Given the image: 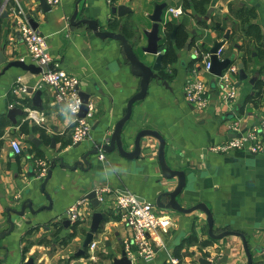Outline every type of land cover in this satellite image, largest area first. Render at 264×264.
<instances>
[{
	"label": "crops",
	"instance_id": "crops-1",
	"mask_svg": "<svg viewBox=\"0 0 264 264\" xmlns=\"http://www.w3.org/2000/svg\"><path fill=\"white\" fill-rule=\"evenodd\" d=\"M162 1L61 0L48 9L42 0H0V51L6 57L0 64V264H24L31 256L36 264H114L125 252V240H133L135 234L116 208L118 194L125 192L160 203L161 210L175 220L165 236L167 249H159L151 261L131 259L132 264H171L169 253L179 258V264H202V257L212 264H248L246 243L253 264H264V151L210 148L232 136V120L239 122L241 132H247L264 118V0H210L205 15L190 7L171 19L174 27L183 23L189 37L178 49L171 75L166 78L163 71L155 72L146 95L134 103L131 117L121 128L128 152L135 150L140 131L158 132L165 140L166 171L160 162L162 141L155 134L141 137L134 157L122 154L117 145L109 148L104 160L93 152L95 142L110 140L117 121L127 113L129 100L141 89V77L120 39L97 34L88 22L72 23L71 17L78 9L75 22L95 19L100 30L122 33L142 57L141 47L147 43L144 30L152 28L150 14ZM121 4L128 7L123 14L112 10ZM168 6H182V0H171ZM19 7L31 25L46 35L51 54L79 76L80 91L91 94L89 108L95 110V117L86 140L73 143V122L66 121L52 89L39 85L40 72L7 67L23 56V61L34 64L17 29ZM251 23L257 27L246 35L244 30ZM217 41L223 42V58L238 64L247 58V77L242 79L239 69L238 93L231 102L221 98L218 82L212 83L217 79L205 69L200 54ZM193 67L209 84L211 101L204 108L185 98ZM19 83L29 86V94L20 103ZM37 90L40 105L35 103ZM28 107L41 114L44 122L28 119ZM13 138L24 147L22 154L12 149ZM36 155L55 162L46 184L47 176H37ZM177 189L175 200L182 209L171 203ZM93 190L97 198L99 193L104 196L99 205L88 197ZM83 199L81 219L70 221L66 209ZM90 230L94 237L86 254H79ZM191 234L198 241L186 243ZM94 241L97 246L90 250Z\"/></svg>",
	"mask_w": 264,
	"mask_h": 264
},
{
	"label": "built area",
	"instance_id": "built-area-1",
	"mask_svg": "<svg viewBox=\"0 0 264 264\" xmlns=\"http://www.w3.org/2000/svg\"><path fill=\"white\" fill-rule=\"evenodd\" d=\"M61 0H47L50 5H57ZM112 0H109L111 2ZM184 13L182 6H168L163 14L161 22L162 32H166V26L175 16ZM16 25L18 32L27 46V52L34 64L40 67L41 80L39 85L49 86L54 94L55 102L66 106L80 100L79 111L75 114L73 122L72 141L77 143L86 140L92 129V123L95 117V110L90 109L84 114L81 113L83 99L80 91V78L76 74L65 69L60 60L55 58L49 51L46 35L40 33L31 25L26 11L19 7L16 12ZM224 46L222 45L216 52L221 59ZM205 58L204 67L210 72L212 66L210 50L200 52ZM25 60V57H21ZM239 65L237 61L231 63L225 68L220 76H215L219 85L221 98L226 102L235 100L238 93V86L235 82V76L238 75ZM192 77L185 85V98L188 102L197 108L207 107L211 101L209 93V84L200 75L197 67L191 70ZM17 102H23L29 94V86L24 83L16 84ZM27 118H32L38 123L44 122V117L36 110L27 108ZM239 122L232 120L229 124V130L233 133L227 140L212 144L211 150L220 152H230L233 150H245L249 153H259L264 151V118L256 124L251 130L241 132ZM103 142H95L98 147L97 156L100 159L107 158V152L102 147ZM12 149L16 154H22L24 147L17 138L11 140ZM34 167L37 176L43 179L47 176L52 167L51 160L44 156H35L33 158ZM54 162V161H53ZM104 199L103 194L99 193L98 200ZM84 201L79 200L70 205L65 211V217L72 222L81 219L79 204ZM116 208L121 219L124 220L134 231L133 240H125L124 249L130 259L136 257L144 258L146 261L154 259L159 249H167L165 236L175 225L174 218L161 210L155 202L141 200L136 194L131 192L119 193L116 199ZM97 242L90 245V250L95 249ZM168 261L171 264H179V258L173 254H168Z\"/></svg>",
	"mask_w": 264,
	"mask_h": 264
},
{
	"label": "water",
	"instance_id": "water-1",
	"mask_svg": "<svg viewBox=\"0 0 264 264\" xmlns=\"http://www.w3.org/2000/svg\"><path fill=\"white\" fill-rule=\"evenodd\" d=\"M42 4L44 5L45 8H50V4L49 6L47 5V0H42ZM171 4V0H164L162 2H158L155 4V8L154 11L150 14V18L153 20V25L152 28L149 30H144V35L147 37V43L145 45H143L141 47L142 52H144V55L141 57L139 56L135 49L134 46L129 42V40L126 38L125 35H123L122 33H117V32H113V31H109V30H100L98 28V22L95 19H83L80 20L78 22H75V19L77 17L78 14V9L75 10L74 14L71 17V22L72 23H82V22H88V26L94 30H96L97 34L101 35V36H110V37H114L117 39H120L123 42L125 51L131 61V66L133 68L136 69V74H138V76L141 77V89L140 91L135 94L134 96H132V98L129 100L128 102V107H127V113L120 119L117 121L116 126H115V130L112 134V136L110 137V140L108 142H103L102 147L104 148V150L106 152H108L109 148H113L114 146L117 145L118 149L121 151L122 154H124L127 157H134L137 156V154L140 151V139L142 136H144L145 134H155L157 136L160 137L161 141H162V147L160 149V162L162 164L163 170L166 171L167 166L164 163L163 160V148L165 145V140L164 138L155 130H150V129H144L142 131H140L137 135L136 138V148L133 152H128L125 150L123 143H122V139H121V128L122 125L131 117L132 114V109H133V105L136 101L144 98V96L146 95L147 91H148V86L150 83V80L154 77L157 76V74L155 72H158L162 70L163 68V64H162V57L163 54L165 52L164 49H162V44L161 41L163 39V34L164 32L161 33V22L163 21V14L165 9L167 8L168 5ZM128 7L124 4L118 5V6H113L112 10L114 12H119V14H123L124 10L127 9ZM176 34V27L174 28V30L171 32V35L174 37ZM223 45L222 41H217L215 42V44L213 45V47L211 48V61H212V66L210 68V72L215 75V76H220L223 72V70L225 68H227V66L231 63V59L230 58H224L221 59L218 54L216 53L218 51V49ZM151 55H155V59L151 58ZM6 62V57L3 55V53L0 51V64ZM20 66L24 69H29L33 72H40L41 69L40 67L36 66V64H30V63H26L23 60H12L8 63L7 67L9 66ZM239 68H240V77L242 79L247 77V74L245 72L244 69V64L243 62H240L239 64ZM213 85L217 84V81L214 79L212 81ZM40 90H37V92L35 93V99H38L35 103L37 105H40ZM81 96L83 99V105H82V109H81V113L82 115H84L88 110H89V101L91 99V94L88 92H84L81 91ZM39 101V102H38ZM93 152L97 154L98 152V147L93 148ZM55 166V162L52 164V167L49 169L48 175L45 178V180L43 181V184H46V182L48 181V179L50 178L51 174H52V168ZM172 173L174 174H182V172L180 171H173ZM180 191V189H177L175 192H173L171 194V203L177 207V208H181L180 204H178L175 200V196L176 194ZM97 192L95 190H93L88 197L93 199V202L96 205H99L100 201L97 198ZM47 197L50 198L47 194ZM141 200H144V198H140ZM159 207H162V205L160 203H158ZM29 207L32 208V204H29ZM24 210L22 212H19V214H23ZM213 218H212V213H209V222L212 223ZM94 237V231L90 230L83 241V246L80 248L79 250V254H86V248L87 246L90 244V242L92 241ZM246 240V239H245ZM247 242V240H246ZM246 249L249 253V262L248 264H253V256L252 254H250L249 251V247L246 243ZM125 251V250H124ZM200 262H202V264H212V262H210L207 258H200L199 259ZM24 264H36L35 263V259L33 256L29 257L28 260H26L24 262ZM114 264H132L131 259L127 256L126 251L124 252L123 256L121 258H118L117 260H115Z\"/></svg>",
	"mask_w": 264,
	"mask_h": 264
},
{
	"label": "trees",
	"instance_id": "trees-1",
	"mask_svg": "<svg viewBox=\"0 0 264 264\" xmlns=\"http://www.w3.org/2000/svg\"><path fill=\"white\" fill-rule=\"evenodd\" d=\"M210 0H182V7L184 11L186 12L188 8H193V10L197 14L205 15L207 12V4ZM250 11V9H248ZM204 22V21H203ZM205 23V22H204ZM257 25L256 24H249L247 28H245L244 32L246 35L253 34ZM174 22L169 21L166 26V32L163 34V39L161 41L162 49L165 50L163 54V63L164 66L161 71H163L164 76L166 78L170 76L171 70V64L177 61L178 59V49L185 45L188 37H189V31L185 27L183 23H180L176 27V34L173 37L171 35V32L174 30ZM258 37H262L261 35H257ZM248 48L244 49V55L247 53ZM234 62L236 60H233ZM243 64H247V58L242 57ZM262 82H258L257 85L259 86ZM263 84V83H262ZM36 156H42V155H36ZM193 240L198 241L196 235L191 234L190 237L186 238V243H192ZM184 242V244H186ZM201 243V242H200ZM205 243V242H204ZM180 246L179 248H181Z\"/></svg>",
	"mask_w": 264,
	"mask_h": 264
},
{
	"label": "clouds",
	"instance_id": "clouds-1",
	"mask_svg": "<svg viewBox=\"0 0 264 264\" xmlns=\"http://www.w3.org/2000/svg\"><path fill=\"white\" fill-rule=\"evenodd\" d=\"M80 104L81 101L77 99L74 103H69L66 106L61 107L60 111L67 122H74L75 114L79 111Z\"/></svg>",
	"mask_w": 264,
	"mask_h": 264
},
{
	"label": "flooded vegetation",
	"instance_id": "flooded-vegetation-1",
	"mask_svg": "<svg viewBox=\"0 0 264 264\" xmlns=\"http://www.w3.org/2000/svg\"><path fill=\"white\" fill-rule=\"evenodd\" d=\"M169 71H171V70H169Z\"/></svg>",
	"mask_w": 264,
	"mask_h": 264
}]
</instances>
